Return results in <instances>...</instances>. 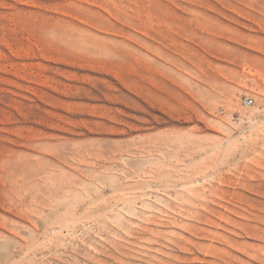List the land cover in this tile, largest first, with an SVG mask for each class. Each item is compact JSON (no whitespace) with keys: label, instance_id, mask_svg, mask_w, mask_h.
<instances>
[{"label":"rangeland","instance_id":"obj_1","mask_svg":"<svg viewBox=\"0 0 264 264\" xmlns=\"http://www.w3.org/2000/svg\"><path fill=\"white\" fill-rule=\"evenodd\" d=\"M0 264H264V0H0Z\"/></svg>","mask_w":264,"mask_h":264},{"label":"built area","instance_id":"obj_2","mask_svg":"<svg viewBox=\"0 0 264 264\" xmlns=\"http://www.w3.org/2000/svg\"><path fill=\"white\" fill-rule=\"evenodd\" d=\"M252 103H254V99L248 97L244 99L245 105H251Z\"/></svg>","mask_w":264,"mask_h":264}]
</instances>
